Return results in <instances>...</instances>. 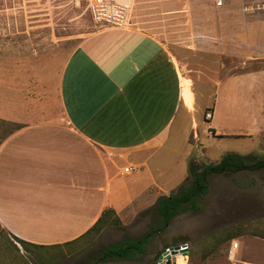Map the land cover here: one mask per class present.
I'll list each match as a JSON object with an SVG mask.
<instances>
[{"label":"crops","instance_id":"crops-1","mask_svg":"<svg viewBox=\"0 0 264 264\" xmlns=\"http://www.w3.org/2000/svg\"><path fill=\"white\" fill-rule=\"evenodd\" d=\"M96 28L70 53L60 74L62 123L24 127L1 145L0 227L30 248L78 239L106 209L120 218L170 195L184 182L187 170L173 174L164 166L151 168L147 163L171 140L188 142L191 131L197 142L195 131L201 124H207L206 138L212 141L261 142V87L251 74L228 75L217 64L197 68L186 60L200 52L216 60L218 24L205 26L204 33L211 34L203 33L192 46L168 44L138 28ZM196 83L203 89L205 112H212L209 122L204 115L203 120L197 117ZM251 89L256 91V103L248 114L249 123L238 124L236 133H223L212 122L215 114L225 107L234 118L236 93L248 91L250 96ZM105 153L121 159L123 166L110 159L115 167L111 166ZM129 164L139 168L130 176L138 177L130 184L117 183L130 177L120 174ZM11 250L17 258L24 255L17 244Z\"/></svg>","mask_w":264,"mask_h":264},{"label":"rangeland","instance_id":"rangeland-1","mask_svg":"<svg viewBox=\"0 0 264 264\" xmlns=\"http://www.w3.org/2000/svg\"><path fill=\"white\" fill-rule=\"evenodd\" d=\"M130 22L133 28L145 30L168 44L184 42V46L195 44L205 26L218 24L216 60L210 61V55L204 52L196 57L186 56V60L197 68L217 64L228 75L251 74L261 87L259 105L264 121V19L239 12V0H225V7L220 10H214L213 0H135ZM96 29L85 0H0V165L1 145L9 136L24 127L62 123L60 74L70 53ZM195 89L200 105L197 117L203 120L207 102L202 87L196 83ZM186 90L191 94L188 81ZM250 91V96L248 91L236 93L234 118L228 116L225 107L215 114L216 120L212 122L223 133H236L238 124L249 123L248 114L256 103V91ZM207 131L204 123L195 131L199 136L197 142L192 140V131L188 133V142L171 140L147 165H161L175 174L188 170L192 160L216 163L230 153H257L253 156L264 164V128L260 143L230 138L212 141L206 138ZM105 157L111 166L115 167L110 159L119 168L123 166L113 154L105 153ZM137 177L116 182L130 184ZM209 185L208 195L200 202L202 211L174 219L164 233L147 245L140 261L99 264H161V260L175 264L172 257L163 260L161 256L167 249L179 246L188 249L187 264H233L229 261L232 242L238 244L235 260L264 262V169L211 176ZM137 212L122 214L117 225L108 218L97 232L63 247L23 250L0 229V264L94 262L100 247L121 241L125 234L138 238L148 230V218L138 217ZM16 244L24 252L20 258L11 250ZM241 246L244 257L242 251L239 254ZM176 264H186V260L177 257Z\"/></svg>","mask_w":264,"mask_h":264},{"label":"trees","instance_id":"trees-1","mask_svg":"<svg viewBox=\"0 0 264 264\" xmlns=\"http://www.w3.org/2000/svg\"><path fill=\"white\" fill-rule=\"evenodd\" d=\"M12 133L13 131L6 136ZM261 164L263 162L257 161L256 156H241L235 153L226 154L216 163L200 164L195 160L190 161L184 182L170 195L158 197L154 206L138 213V217H147L149 220L148 230L144 234L138 238L125 234L121 241L100 247L96 251L98 258L94 262H86L85 264L140 261L147 252V245L155 236L164 233L174 219L189 212L202 211L200 202L204 201L209 193L211 176L252 171ZM108 218H112L116 225L119 222L115 212L112 209H106L102 212L98 221L85 234L74 241L54 247L71 245L92 232H97ZM118 227L120 229L123 228L120 225ZM1 232L5 231L1 229ZM6 234L8 235V233ZM12 238L23 250L30 246V244L22 240L15 237Z\"/></svg>","mask_w":264,"mask_h":264},{"label":"built area","instance_id":"built-area-1","mask_svg":"<svg viewBox=\"0 0 264 264\" xmlns=\"http://www.w3.org/2000/svg\"><path fill=\"white\" fill-rule=\"evenodd\" d=\"M86 11L93 24L101 29H110L116 31H129L133 28L130 22V13L135 4V0H85ZM225 7V0H213L214 10H220ZM239 12L247 16H260L264 19V0H239ZM212 119V112L207 111L204 114V121L209 122ZM210 132V131H209ZM211 133V132H210ZM139 168L134 165H127L122 168V176H130L138 172ZM238 244L232 242L229 249V261L233 264H254L242 260H235V250ZM175 249H167L168 257L175 260L178 256L185 257L186 264L187 247L179 246L176 255H172ZM164 260V259H163ZM167 263L161 260V264Z\"/></svg>","mask_w":264,"mask_h":264},{"label":"water","instance_id":"water-1","mask_svg":"<svg viewBox=\"0 0 264 264\" xmlns=\"http://www.w3.org/2000/svg\"><path fill=\"white\" fill-rule=\"evenodd\" d=\"M175 250L172 252V255H176V251L178 249V247L174 248ZM168 257V252L165 251L162 256H161V259H166Z\"/></svg>","mask_w":264,"mask_h":264},{"label":"flooded vegetation","instance_id":"flooded-vegetation-1","mask_svg":"<svg viewBox=\"0 0 264 264\" xmlns=\"http://www.w3.org/2000/svg\"><path fill=\"white\" fill-rule=\"evenodd\" d=\"M258 168H260V169H264V164L259 165Z\"/></svg>","mask_w":264,"mask_h":264},{"label":"bare ground","instance_id":"bare-ground-1","mask_svg":"<svg viewBox=\"0 0 264 264\" xmlns=\"http://www.w3.org/2000/svg\"><path fill=\"white\" fill-rule=\"evenodd\" d=\"M178 257H180V256H178ZM180 258L185 259V257H180Z\"/></svg>","mask_w":264,"mask_h":264}]
</instances>
